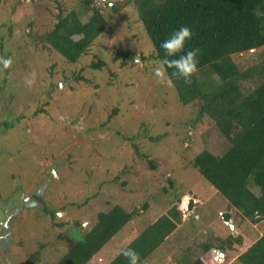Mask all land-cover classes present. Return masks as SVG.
<instances>
[{"label":"rangeland","instance_id":"rangeland-1","mask_svg":"<svg viewBox=\"0 0 264 264\" xmlns=\"http://www.w3.org/2000/svg\"><path fill=\"white\" fill-rule=\"evenodd\" d=\"M93 2L108 27L70 63L41 37L59 13L89 18L82 0H0V56L13 61L0 66V207L6 204L13 224L0 244V264H26L37 251L38 264H55L99 213L114 205L137 210L88 263L108 264L177 196L183 226L144 264H180L187 252L200 254L198 245L230 233L252 242L264 236V219L230 209L188 165L203 150L223 155L226 141L207 120L195 121V102L183 106L172 83L155 78L159 60L132 5ZM113 3L120 5L116 13ZM260 55L264 47L232 58L246 68ZM92 62L103 66L95 70ZM236 257L221 264H236Z\"/></svg>","mask_w":264,"mask_h":264},{"label":"trees","instance_id":"trees-1","mask_svg":"<svg viewBox=\"0 0 264 264\" xmlns=\"http://www.w3.org/2000/svg\"><path fill=\"white\" fill-rule=\"evenodd\" d=\"M126 1L143 24L158 60L163 55L160 42L172 30L181 25L192 29L188 47L200 49L198 71L190 83L172 77V85L180 104L196 103L195 121L205 119L212 124L226 141L227 149L223 155L203 150L188 165L226 199L230 209L261 222L264 219V57L260 55L259 62L242 68L232 56L264 47V0ZM82 2L83 13L92 10L89 18L83 21L75 10L59 13L54 27L41 37L44 47L70 63L87 54L108 27L105 15L92 6L93 0ZM119 6L113 3L114 13ZM116 56L128 59L127 54ZM101 66L102 62L91 64L95 70ZM151 168L154 169L153 163ZM169 185L173 188L171 179ZM193 200L189 201L190 207L195 205ZM180 203L181 196H177L173 205L123 248H134L144 264L183 226ZM142 209L146 210L147 205ZM137 214V210L128 212L119 205L99 213L96 223L55 264H88ZM224 219L228 221L229 216ZM216 241L217 244L198 245L201 250L198 256L192 257L187 252L180 264H213L214 248L222 251L225 262L237 256L236 264H264V236L252 242L243 235L230 233L226 239ZM40 256V251L33 253L26 264H36ZM108 264L128 262L118 251Z\"/></svg>","mask_w":264,"mask_h":264},{"label":"clouds","instance_id":"clouds-1","mask_svg":"<svg viewBox=\"0 0 264 264\" xmlns=\"http://www.w3.org/2000/svg\"><path fill=\"white\" fill-rule=\"evenodd\" d=\"M193 37L192 29L187 25L172 30L165 39L160 42L163 55L154 67L153 73L156 79L172 83V77L183 78L190 83L194 73L198 71L199 48H189L188 42ZM12 58L0 56V66L7 69L12 64ZM127 258L128 264H142L140 254L132 247L120 250Z\"/></svg>","mask_w":264,"mask_h":264},{"label":"flooded vegetation","instance_id":"flooded-vegetation-1","mask_svg":"<svg viewBox=\"0 0 264 264\" xmlns=\"http://www.w3.org/2000/svg\"><path fill=\"white\" fill-rule=\"evenodd\" d=\"M8 212L9 208H7L6 204L0 207V244L11 234L13 224Z\"/></svg>","mask_w":264,"mask_h":264},{"label":"water","instance_id":"water-1","mask_svg":"<svg viewBox=\"0 0 264 264\" xmlns=\"http://www.w3.org/2000/svg\"><path fill=\"white\" fill-rule=\"evenodd\" d=\"M216 252L215 261L216 264H221L224 260V255L219 250H214Z\"/></svg>","mask_w":264,"mask_h":264},{"label":"crops","instance_id":"crops-1","mask_svg":"<svg viewBox=\"0 0 264 264\" xmlns=\"http://www.w3.org/2000/svg\"><path fill=\"white\" fill-rule=\"evenodd\" d=\"M195 202H197V200H195Z\"/></svg>","mask_w":264,"mask_h":264}]
</instances>
